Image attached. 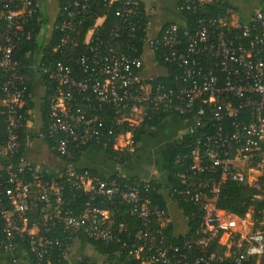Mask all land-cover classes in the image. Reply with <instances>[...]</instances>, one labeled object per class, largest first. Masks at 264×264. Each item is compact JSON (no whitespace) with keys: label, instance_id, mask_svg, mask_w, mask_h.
I'll list each match as a JSON object with an SVG mask.
<instances>
[{"label":"built area","instance_id":"2783aa9c","mask_svg":"<svg viewBox=\"0 0 264 264\" xmlns=\"http://www.w3.org/2000/svg\"><path fill=\"white\" fill-rule=\"evenodd\" d=\"M179 1L181 9L201 15L185 49L180 48L181 25L175 22L149 41L154 53L164 49V59L181 68L169 85H153L155 77H140L144 61L133 39L148 23L142 21V0L65 2L60 21L53 25L59 33L55 46L46 59L40 56L32 65L57 83L48 135L55 139L52 150L66 166L56 175L37 171L26 155L16 156L25 89L14 53L22 41L32 38L25 28L36 10L32 0H0V82L7 135L0 147L1 251H14L20 239L27 243L34 264H44L54 249L67 260L77 235H82L115 245L144 264L222 261L224 257L210 251L211 241L217 238L227 247L225 255L235 256L238 263L264 254V231L258 230L239 236L236 245L244 247L245 253L237 255L234 244L223 239L230 232L225 219L230 213L216 205L221 181L193 180L189 174L220 169L222 178L248 184L259 190L256 198L264 197L258 182L264 172V10L255 9L250 21L226 20L207 15L213 0ZM100 5L103 14L86 28V16ZM110 15L114 19L108 27L105 21ZM52 33L44 44L52 40ZM142 41H147V35ZM245 109L248 119L241 116ZM149 111L188 117L187 134L180 141L198 133L187 154L192 163L180 174L186 186L177 192L180 199L203 202L201 226L207 236L198 240L200 249L193 257L187 242L165 244L162 227L170 215L168 209L154 204L157 189L150 180L122 183L77 165L84 145L104 149L112 145L135 153L139 145L135 130L151 117ZM229 117L234 118L232 128L225 129ZM210 126L215 130L207 131ZM229 143L234 144L233 152ZM67 189L73 193L70 198ZM76 194L86 196L80 213L70 205ZM116 213L128 214L134 222L117 221Z\"/></svg>","mask_w":264,"mask_h":264},{"label":"trees","instance_id":"16d2710c","mask_svg":"<svg viewBox=\"0 0 264 264\" xmlns=\"http://www.w3.org/2000/svg\"><path fill=\"white\" fill-rule=\"evenodd\" d=\"M67 0H58L59 3V12L56 17L55 24L58 23L61 19V12L63 9V6ZM33 6L36 10L33 17L27 22L26 25V32H30L32 34V38L29 40H24L20 43V48H17L15 50V58L17 60V69L20 75H24L25 78L22 79L21 86L25 89V101L22 108H20V112L23 115V126L19 130V138H18V149H17V157H20L21 155H26V149L28 148V143L32 141L34 138H36L38 135L33 133L32 130L28 129L27 127V121L31 118L30 111L34 109V102L32 98L30 97L31 93V84L30 81L27 79L26 74L28 75V70L26 66L24 65V59L27 54H34L35 57L43 56V58L46 59L45 56H47L48 51H52L53 47L55 46V42L57 41L59 37V33L54 29L52 33V40L48 44H44L39 39L40 30L46 25L48 19L45 18L43 12L40 10V8L37 5V0H32ZM101 6V5H100ZM93 6V9L90 10L89 14L86 16V28L92 24H94V20L100 15L103 14L104 8L101 6ZM118 6V3L114 4V7ZM181 6V4H180ZM184 18L186 19V25H181V31H180V39L181 44L180 48L182 50L185 49L186 44L188 42V38L190 35L196 32L198 29V19L201 17L199 13L188 11L185 9H181ZM100 13V14H99ZM208 16L211 17H221L226 20H233L234 18H241L239 14V10L233 6L230 2L226 0H213L211 3L208 4ZM38 16H42V20L38 21ZM114 19V15H110L106 19V25L110 27L112 25V21ZM243 20V19H242ZM143 22H148V17L143 15ZM147 34V25H143L137 32L136 38L133 39L135 42L137 41L140 52L142 53L143 50V41L142 39L146 37ZM81 49H78L77 52H80ZM77 53L76 51H74ZM164 49H160L159 51H156L155 55L157 58V61L160 65H162L166 70L167 74L164 76H158L155 77L151 83L153 85L162 82L167 85L173 84L174 77L180 73L181 68L178 66L177 63H171L167 62L164 59L163 56ZM37 73H40L39 70H36ZM41 74V73H40ZM42 80L45 83V94L43 97V102L41 104V114H42V120H43V127L41 130V133L43 134L45 140L49 145H52L54 143V138L50 137L48 135V127L52 121V105L56 100V94H57V83L49 76V75H43L42 74ZM5 105L1 101V82H0V147H2L5 144L6 141V120L4 115ZM150 118H145L141 125L136 128L135 130V139L137 143L140 142L142 136L145 133L146 127L151 126H157L163 120L173 116L177 115L172 112H158V111H149ZM191 114L189 115V117ZM242 118L248 119L249 118V112L247 109L241 112ZM180 118L186 120L188 117H183L179 115ZM234 118L229 117L225 121V129H231V121ZM207 131L211 132L214 131L215 128H212V126L206 128ZM198 133L194 135L188 136L185 140L180 141L175 149L172 152L169 165H168V171L170 176L171 184L168 186V194L170 198L177 202L180 209L182 210L184 216L187 219V223L189 226V231L186 235H179L175 236L173 235V223L171 220V217L169 216L168 221L165 223V225L162 227V230L167 237L165 240V244L168 245L169 243H184L187 242L190 246V256H195L200 247L198 244V240L204 236H207L206 233L202 231V218H203V212H202V205L203 202H196L194 203L191 200H183L180 199L177 196V192L185 188L186 184L181 182L180 174L184 172L189 165L192 163L191 159L187 157V154L191 150V148L194 146L196 137ZM91 145H84L81 153L77 155L80 156L84 151H86ZM229 150L231 152L234 151V144L229 143L228 144ZM100 148V147H99ZM102 151L107 153L109 159L117 163L118 165L127 164L134 158V153L130 152H124L122 150H119L115 148L114 146H109L107 148H100ZM3 160V158H0V161ZM95 174L100 173L93 170ZM191 178L193 180H198L199 178H202L204 180H214L216 182H220V192L218 199L216 201V205L218 208L223 209L227 211L230 214L235 215L238 218H244L245 215L249 212L253 213V216L255 218V221L257 224H260L264 220V197L263 198H256L255 194L259 193L258 189H255L254 187H251L248 184L239 183L235 180H232L230 177H226L225 179L222 178V171L220 169H217V171H210V170H203L202 172L193 173L189 172ZM103 176V175H101ZM106 177V176H103ZM112 177L117 178L122 183H137L141 181L139 178L135 177H124L119 173H115L112 175ZM26 180H29V174L25 177ZM151 184L154 185L157 189V191L154 193V204L158 205L159 207L163 209H167V202L164 198V195L162 194V188L163 185L160 180H150ZM258 182L262 184L264 187V172L263 175L258 178ZM72 192L67 189L66 195H70L72 197ZM76 197L71 201L70 205L72 209L75 211V213H80L84 209V202L86 199V196L81 194H76ZM6 201H7V207L11 208L12 205H10V196L6 194ZM115 218L117 221L124 220L130 224L134 222V219L125 213H116ZM153 225L156 226V222H153ZM260 230L264 231V225L260 226ZM80 239L89 242L96 250H98L100 253L108 254L109 257L113 256L116 253H120L122 257L127 256V253L119 252V248L115 245H107L104 242L96 239H90L87 237H84L82 235H77ZM238 237V235L236 234ZM219 239H213L211 241L210 251L215 252L218 257H224V259L221 260H215L210 262L209 264H264V254L262 255H252L249 256L246 259H242L240 263L236 262L235 256L227 257L225 255L226 246L221 244ZM18 244L25 247V249L29 252V255L32 254L30 252V249L25 241H22L18 239ZM234 250H236L237 255H244L245 248L244 247H237V245H234ZM1 251V250H0ZM145 262L141 259L134 258L133 264H144ZM31 264H34V258L31 256ZM44 264H69L66 259L62 257L60 252L57 249H54L50 257L44 261ZM79 264H94L90 262L88 259L83 260Z\"/></svg>","mask_w":264,"mask_h":264},{"label":"crops","instance_id":"0c3cea01","mask_svg":"<svg viewBox=\"0 0 264 264\" xmlns=\"http://www.w3.org/2000/svg\"><path fill=\"white\" fill-rule=\"evenodd\" d=\"M144 11L148 17L147 23V41L143 45L142 58L144 68L140 72V77L143 80H148L151 77L164 76L167 70L158 63L155 53L151 50L149 41L159 36L162 29L170 23H178L182 26L186 25V19L183 16L179 0H142ZM239 10L241 19L250 21L255 9L261 8L264 10V0H226ZM37 5L48 19L46 26L39 34L41 42L46 43L51 36L53 25L59 12L58 0H37ZM34 54H27L24 59V65L28 70L27 79L31 84L30 97L34 102V109L30 111L31 118L27 121L28 129L38 136L28 143L26 149V158L30 161L37 171L41 173H49L61 175L66 161L52 150L51 146L45 140L41 133L43 120L41 114V104L45 94V83L42 80V74L37 73L32 65L39 59ZM25 78L22 75V79ZM23 106V105H22ZM184 120L177 115H173L158 124L157 126L146 127L145 133L142 136L136 154L132 161L127 164L118 165L109 159L107 153L102 151L97 146H91L84 151L77 161V165L82 167H90L92 170L100 173L103 176L114 175L119 173L124 177H135L141 180H160L163 188L162 194L167 202V209L173 223V235H186L189 231L187 219L184 216L177 202L173 201L168 192L167 187L170 186V176L168 171L169 161L173 150L180 142L181 135L187 130ZM40 140V141H37ZM40 151L42 152L40 155ZM50 155L54 159V163L50 166L44 163ZM45 156L46 158H43ZM84 160V161H83ZM44 165V166H43ZM168 191V190H167ZM166 192V193H165ZM250 214H253L250 212ZM230 216H234L230 214ZM241 225H244L246 219H240ZM264 225V220L259 224ZM233 227L230 239H224L231 244H237L240 234H248L254 231V227H248L245 233H242L240 226ZM238 235V237L236 236ZM77 244L82 246H90L91 254L86 255L82 251H76ZM88 259L94 264H133L134 257L127 255L122 257L120 253H116L109 257L108 254L100 253L89 242L82 239H76L73 247L67 257L69 264H79L83 260ZM31 264V257L24 246L19 245L14 251H0V264Z\"/></svg>","mask_w":264,"mask_h":264},{"label":"rangeland","instance_id":"374dc122","mask_svg":"<svg viewBox=\"0 0 264 264\" xmlns=\"http://www.w3.org/2000/svg\"><path fill=\"white\" fill-rule=\"evenodd\" d=\"M184 124H185V126L187 127L188 125H189V122L188 121H185L184 122ZM185 133L184 134H187V130H185L184 131ZM37 141H40V140H37ZM41 151H40V155H41ZM136 154V152L134 153V155ZM43 158H46L45 156H43ZM43 161H44V163H47V164H49L50 166H52L53 165V163H54V159L50 156V155H48V157H47V161H45L44 159H43ZM84 161V160H83ZM44 166V165H43ZM166 192H168L167 191V189H166ZM165 192V193H166ZM225 219H226V221L228 222V225L230 226V232L228 233V232H226L224 235H223V239H230V236H231V233H232V229H233V227L234 228H236L235 226H237V227H239L240 226V229H241V231H242V233H245V231H247V229H248V227H254V231H258V230H260L261 228H260V225L259 224H257L256 223V221H255V218H254V216H253V214H250V212L249 213H247L246 215H245V217L244 218H242V219H246V222H245V224L244 225H241V220H238L237 219V217H234V216H228V215H225ZM241 219V218H240ZM253 229V228H252ZM232 230V231H231ZM241 235H243V234H240V236ZM243 237V236H242ZM230 242V241H229ZM239 242V241H238ZM77 248H76V251H82L83 250V252H84V254H86V255H89V254H91L92 252H91V247L88 245V246H82V245H79V244H77ZM92 255V254H91Z\"/></svg>","mask_w":264,"mask_h":264}]
</instances>
